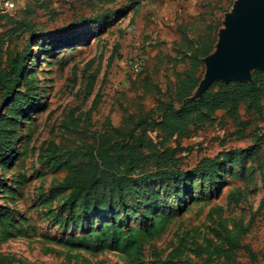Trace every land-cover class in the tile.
Here are the masks:
<instances>
[{"label": "rangeland", "instance_id": "1", "mask_svg": "<svg viewBox=\"0 0 264 264\" xmlns=\"http://www.w3.org/2000/svg\"><path fill=\"white\" fill-rule=\"evenodd\" d=\"M15 1L17 11L5 14L0 0V16L25 18L38 38L31 42L18 87L27 99L14 112L3 108L0 113V131L6 130L12 139L0 155V264H162L176 248L180 258L201 264L214 243L227 235L240 239L255 257L250 260L241 251V264H264V110L241 134L229 120L223 125L214 120L180 141L185 149L180 155L183 170L222 152L243 151L237 161L218 167L212 183L190 178L172 188L144 185L133 197L125 195V208L108 219L80 217L68 226L53 217H68L60 212L67 193L50 195L65 176L53 160H69L107 118L119 125L136 111L138 98L147 109L153 107L155 95L141 97L143 78L149 76L160 88L161 98L172 93L168 57L174 56L171 44L181 40L179 35L177 41L170 39L175 27L195 42L215 27L212 53L236 0H178L175 20L163 14L176 0H143L128 9H120L128 6L125 0ZM107 10L113 16L69 29L84 19L106 16ZM172 20L176 26L170 25ZM7 29L0 21V34ZM28 36L13 40L11 50L25 48ZM181 44L185 51L187 41ZM138 57L142 71L133 75L130 62ZM184 68L182 64L176 70ZM204 70L202 63L201 77ZM97 95V108L87 123L85 115ZM150 135L157 140L156 132ZM252 146H257L256 153L249 151ZM106 231L117 235L108 248L74 241L85 233Z\"/></svg>", "mask_w": 264, "mask_h": 264}, {"label": "trees", "instance_id": "2", "mask_svg": "<svg viewBox=\"0 0 264 264\" xmlns=\"http://www.w3.org/2000/svg\"><path fill=\"white\" fill-rule=\"evenodd\" d=\"M125 1L128 6L120 9H128L133 3L143 0ZM29 14L31 12L26 15ZM111 16L113 13L107 10L106 16L84 19L69 29L80 28L91 21L98 23L102 18ZM0 21H4L5 27H8L3 35L0 34V113L3 108L14 112L21 108L27 99L18 87L31 51V42L38 36L33 32L31 22H27L25 18L20 20L5 15L0 16ZM210 24L214 26L213 22ZM180 30L179 26L177 34L183 42L187 41V46L184 51L180 40L172 50L174 56L168 57L174 77L172 93L170 88L166 91L170 93L168 98L166 100L161 98L160 88L154 86L149 76H146L141 82L143 83L140 89L143 93L141 97L155 95V98L152 97L153 107L147 109L138 98V103H134L136 111L124 116L119 125H114L107 118L99 130L90 134L91 141L77 148L69 160L62 161V158L53 160V165L64 170L65 176L50 195L56 197L67 193L60 212L64 214L67 212L68 217L54 214L56 222L68 226L76 225L80 217L94 220L96 216H106L108 219L116 214L117 209L125 208L123 204L125 195L133 197V191L144 185L160 183L172 188L190 178L212 183L220 165L229 160L237 161L238 157L243 155V151L222 152L213 159H202L190 170L181 168L180 155L185 149L181 147L180 141L193 137L205 125H211L214 120L223 125L227 119L232 123L236 133L241 134V131L250 127L254 120L260 119L264 110V72H253L251 83L215 82L200 99L188 101L202 78L201 60L210 54L215 27L208 28V33L197 42L181 36ZM26 34L29 35L26 47L22 50H11V42L23 39ZM5 37L8 39L7 42ZM182 64L185 65L183 71H177L176 67ZM141 71L142 69L136 75ZM98 101L99 95L95 97L87 111L85 122H90ZM218 115H221L220 119H217ZM150 132H156V141L152 139ZM11 144L12 139L7 137L6 130H1L0 155L6 153ZM256 147L252 146L249 151L256 153ZM107 221L109 226L110 220ZM109 227L116 228L115 224ZM116 236L108 231L106 234L85 233L74 241L102 249L104 245L108 248L111 240L116 243ZM241 251H246L250 260L255 258L247 246L241 245L240 239L227 235L214 243L201 264H241L238 261ZM178 252L179 248H176L162 264H196L192 260L180 258Z\"/></svg>", "mask_w": 264, "mask_h": 264}, {"label": "water", "instance_id": "3", "mask_svg": "<svg viewBox=\"0 0 264 264\" xmlns=\"http://www.w3.org/2000/svg\"><path fill=\"white\" fill-rule=\"evenodd\" d=\"M215 50L201 60L204 74L188 101H196L215 82L251 83L264 72V0H236L224 17Z\"/></svg>", "mask_w": 264, "mask_h": 264}, {"label": "crops", "instance_id": "4", "mask_svg": "<svg viewBox=\"0 0 264 264\" xmlns=\"http://www.w3.org/2000/svg\"><path fill=\"white\" fill-rule=\"evenodd\" d=\"M177 1L178 0H176V1H172L171 3H170V5L166 8V10H165V12H164V14H163V16L164 17H166L167 19H169V18H174V20H175V18L177 19L178 17H177V13H178V9L180 8V7H178L177 6ZM186 5H189V2H187L186 3ZM192 10H190L189 12H191ZM152 17V20H154L155 19V17L154 16H151ZM147 20H151V18H147ZM161 20V19H160ZM178 22V21H177ZM175 25V23H174V21L172 20V24H170V25ZM151 25V24H150ZM177 25V24H176ZM175 25V26H176ZM158 26L160 27V28H162V25H161V23H159L158 24ZM179 36H178V34H177V26L175 27V29H174V34L172 35V37L170 38L173 42L174 41H177L179 38H178ZM164 36H163V38H161V36L158 38L159 40H161V41H163L164 40ZM153 39V38H152ZM164 41H166V40H164ZM160 43V42H159ZM176 44V42L175 43H173V44H171V45H173V47H172V50L174 49V45ZM159 47V46H158ZM158 47H156V48H158ZM173 79V78H172Z\"/></svg>", "mask_w": 264, "mask_h": 264}, {"label": "built area", "instance_id": "5", "mask_svg": "<svg viewBox=\"0 0 264 264\" xmlns=\"http://www.w3.org/2000/svg\"><path fill=\"white\" fill-rule=\"evenodd\" d=\"M2 12L5 14H11L17 11L18 6L15 0H1ZM142 60L140 57L133 59L130 62V72L136 75L141 70Z\"/></svg>", "mask_w": 264, "mask_h": 264}]
</instances>
